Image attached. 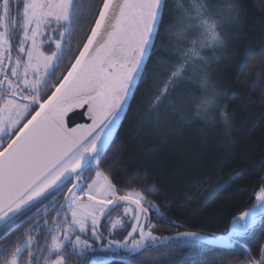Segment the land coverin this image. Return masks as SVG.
<instances>
[{
  "label": "snow or ice",
  "instance_id": "1",
  "mask_svg": "<svg viewBox=\"0 0 264 264\" xmlns=\"http://www.w3.org/2000/svg\"><path fill=\"white\" fill-rule=\"evenodd\" d=\"M12 5L16 6V17L11 15ZM0 7L3 13L0 15V223L13 225L19 220L17 226H20L25 222L20 218L44 201H49L45 206L47 212L67 188L69 195H65L57 215L64 209L70 210L71 223L67 222V213L60 223L53 218L51 231L57 234L51 235L52 244L43 264H67L72 255L83 257L92 245L79 235L73 240L72 235L76 231H88L90 222L92 237L101 239L98 232L101 218L116 208L122 211L115 223L110 221L109 230L129 227L128 237L134 233L139 236L132 239L130 246L128 237L123 243L112 242L136 257L128 264H144L141 256L160 247H171L165 243L168 237L158 238L153 234L151 229L155 225L149 224L146 230L141 224L142 219H149L151 210H155V215H162L157 205L149 202L146 206L141 193L116 196V186L99 171L101 150L115 143L113 131L118 122L127 118L135 89L148 81L149 61L154 66H163L166 76L154 83L157 94L150 110L157 109L165 100L174 111L178 110L170 97L180 81L191 79L186 76L188 65L196 60L209 63L201 51H215L225 46L218 21L213 17L227 14L236 20L240 16L239 6L232 0H223L219 6L211 5L209 0H102L86 42L66 75L47 95L45 90L65 59L64 53L71 51L70 46L64 47V38L71 36L73 18L82 5L77 0H2ZM177 24L179 28L174 27ZM57 31L58 38H54ZM194 31L198 35L190 41L191 47L179 52L178 63L170 64L157 55L164 49L163 38L176 36L177 40H183ZM17 32L22 33V38L17 45L18 55L13 58L11 37ZM158 38H161L159 47ZM29 41L30 46L25 48ZM45 43L55 44V51L46 54L42 50ZM68 43L71 45V41ZM258 76L259 72L251 83H256ZM208 86L205 73L200 87L207 91ZM214 102V93L201 99L196 104L195 115L206 113ZM85 106L92 123L70 127L66 117ZM89 169L103 183L93 180L85 189L82 182L90 177L85 178L83 173ZM73 179L76 183H72ZM85 195L88 204L79 200ZM255 199L257 204L252 209L234 218L237 235L248 233L264 219V186L255 193ZM39 220L43 218H38V223L22 235L42 226ZM43 226H47L46 220ZM11 230L9 227L0 232V238L6 239ZM179 235L192 237L193 242L188 246L197 247V233ZM20 239L0 245V259L4 264H21L23 252L32 249L23 264H40L42 247L32 248L34 241L30 236L22 244L18 243ZM13 244H16L15 250L8 258ZM244 246L247 249L246 243ZM65 250L67 256L63 255ZM53 255L56 258L51 260ZM248 255V264H264V247L259 249L258 260L251 258L250 250Z\"/></svg>",
  "mask_w": 264,
  "mask_h": 264
},
{
  "label": "trees",
  "instance_id": "2",
  "mask_svg": "<svg viewBox=\"0 0 264 264\" xmlns=\"http://www.w3.org/2000/svg\"><path fill=\"white\" fill-rule=\"evenodd\" d=\"M101 2L77 0L82 8L76 15L73 40L68 45L71 51L64 53L65 59L56 68L45 95L51 93L53 85L58 84L74 62L90 34ZM234 2L240 8L235 36L224 46L223 57L214 65L213 73L207 75L219 94L215 122L198 119L195 102L188 110L174 102L179 109L174 111L169 106L168 122L164 120L161 106L150 110L157 94L154 83L166 76L163 66H154L153 61H149L148 81L135 89L127 118L113 136L115 143L101 153L99 167L118 190L143 194L162 213L158 216L155 210L150 211L152 225H155L152 230L159 237H168L165 243L171 247H160L141 256L144 264H248V250L251 258L258 260L259 249L264 247V219L252 232L236 241L221 237L264 186V56L261 55L264 53V0ZM171 44L172 37L163 38L164 49L157 55L175 64L179 60L165 51ZM160 45L161 38H158L157 46ZM258 72L257 82L251 83ZM176 91H181L180 83ZM176 91L171 97H175ZM65 195L63 192L60 199ZM47 203L38 204L39 211L37 208L28 211L20 218L25 220L20 226H17L19 220L13 225L3 224L0 232L9 227L12 230L6 239L0 238V245L25 234L42 215L47 226L39 220L42 226L34 228L40 242L48 241L53 218L60 223L67 210L58 216L61 206L54 208L53 218L48 217L51 212L44 211ZM67 222L71 223L68 213ZM188 232L212 234L229 245L218 246L195 239L197 247H189L193 238L179 235ZM79 259L75 255L68 261L77 264ZM130 259L136 257L133 254L115 256L95 264H128Z\"/></svg>",
  "mask_w": 264,
  "mask_h": 264
},
{
  "label": "rangeland",
  "instance_id": "3",
  "mask_svg": "<svg viewBox=\"0 0 264 264\" xmlns=\"http://www.w3.org/2000/svg\"><path fill=\"white\" fill-rule=\"evenodd\" d=\"M209 2L213 6H219L221 3H223V0H209ZM232 2L235 3L234 0H232ZM0 5H2V0H0ZM20 8L22 9V3L20 5ZM2 14H3L2 13V7H0V15H2ZM11 15L14 17H16L18 15L15 5H12ZM213 18L217 19V21H218L219 31H220L221 35L224 37L225 45L228 44L230 42V40L233 38V35L235 36V30H236V26L238 24V21L240 19V16L236 20L231 19L227 14H224L223 16H220V17H213ZM73 20H74V22L71 26L72 31L74 30V27L77 24V21H78L77 16H75L73 18ZM53 26L55 27V25H53ZM176 28H179L178 24H177ZM47 35H48V33L46 32L45 36H47ZM197 35H198L197 32L194 31L188 36L187 39H183V40H177L176 36H172V44L168 48H165V51L168 54L172 53L171 56L176 57V61H178L179 60V52L183 51L184 49L191 47L190 41L192 39H195L197 37ZM53 36H54V38H58V31L56 33H54ZM71 37L72 36H66L64 38V47L65 48L68 47V45H69L68 42L73 40ZM21 38H22L21 32H17L16 35L11 37V41L13 44V51H12L11 55L13 58H15L18 55L17 45H18V42ZM40 39H45V37H40ZM30 44H31L30 41L27 42L25 44V48L29 47ZM42 50L46 54H51V52L55 51V44L45 43L44 45H42ZM224 50H225V47L218 48L215 51L208 50V49L201 51V56L207 57L209 60V63L205 64L203 60H196L195 63H190L188 65L186 76L191 77V79H185V80L180 81L179 83H180V87H181L182 92L176 91L175 97H170V99L173 102H177L176 103L177 106L180 105V107L182 109L188 110V109H192V105L194 104L193 102H195V105H196L201 99L205 98L207 95H209L211 93H214L215 94L214 104L209 107V109L206 113H203L202 115L197 116L198 119H201L202 121H207L209 123L215 122V120L217 119L216 114L218 112V106H219V102H220L219 98H218L219 94L216 91L217 89L215 88V84L210 83L211 81L208 77H207V79L209 81V86H208L207 91L201 89L200 81H201V78L205 75V73H207V75L208 74L210 75L213 73V70H215V67H216L214 65L217 63V61H219L220 58L223 57V56L221 57V55H222V53H224ZM6 63H7V61H6ZM11 66L12 65H8L9 68ZM197 91H199V92L197 93ZM196 93H197V95H196ZM187 98H189V99H187ZM160 106L162 108V112H165L163 114L164 120H166V122H168L169 121L168 119H170L168 117L169 116L168 111H169V106H170L168 100H165ZM158 109H160V108L158 107ZM178 109H179V107H178ZM195 111H197V109H195ZM5 142H7V140ZM99 171L101 173H103V171L100 169V167H99ZM83 175L85 178L90 177V179H87L86 181L82 182L85 189L87 188V184L92 183L93 180H97L101 184L103 183V179L100 177H97L95 171H93L92 169L85 171ZM103 175L106 176L104 173H103ZM129 192L130 191H122V190H118L116 188V196H124ZM133 193H135V192H133ZM66 195H69V193L67 192ZM79 200L83 204L89 203L86 195L80 196ZM63 203H64V200H63ZM148 203L149 202L145 199L146 206ZM256 204H257V201L255 199L254 202L251 205H249V207H247L242 213L249 211ZM66 210H67V213L69 214V216H71L70 210H68V209H66ZM80 211H86V209H80ZM121 211H122V208H116L112 212H110L109 215L106 216V218L103 220L102 224L99 227L100 231H98V232L102 236V238L99 240H96L94 237H92L90 222L88 223V226H87L88 231H86L85 233H80L79 231H76L72 235L73 240L75 239V237L77 235H79L82 240L86 239L92 245V247L85 252L84 256L80 257L79 262L77 264L103 263V262L109 261L111 258H113L115 256L130 255L131 254V253L127 252V250L125 248L119 247L117 244L112 243L113 241H118V242L123 243L125 241V238L127 236L128 231L130 229L129 227H125V228H117L116 230H113V231L109 230L111 227L110 221H111V223H115V221L118 219V214ZM148 216H149L148 220H144V219L141 220V224L145 227L146 230H148V225L152 224L150 212H149ZM260 221L261 220H259L257 222V224L254 225L249 230L248 233H243L241 235H237L235 233L234 229L236 227V222L233 221L230 224L227 233L225 235H222L221 237L226 241H236L237 239H240L241 237L252 232L259 225ZM56 234L57 233H55V232L51 233V235H56ZM153 234L155 236H157L154 232H153ZM19 235L22 236V233ZM27 236L32 237V239L34 241L32 248H36L38 246L42 247L40 264H43L44 258L48 256V249L51 247V244H52L51 236H50V239L48 241H46V246L45 245L43 246L42 242H40V240H39L40 237H38L37 231L34 228V229H32V231H29L28 233H26V236L21 237V239L19 240L18 243H21V244L24 243V239ZM157 237L163 238V237H159V236H157ZM133 238L138 239L139 238L138 233H135L131 239L127 240V243L129 246L131 245V241ZM4 245H6V244H4ZM15 247H16V244H13L12 249L7 253L8 258L11 257L12 251L15 250ZM31 250L32 249H29L28 251L23 252V254L20 258L21 264H23V262L29 258V251H31ZM63 255H65V256L68 255L66 250L63 253ZM74 256L75 255H72L69 259L74 258ZM55 258H56L55 255L50 257L51 260H54ZM68 260H67V264H73V263L69 262ZM0 264H4L3 259H0Z\"/></svg>",
  "mask_w": 264,
  "mask_h": 264
},
{
  "label": "water",
  "instance_id": "4",
  "mask_svg": "<svg viewBox=\"0 0 264 264\" xmlns=\"http://www.w3.org/2000/svg\"><path fill=\"white\" fill-rule=\"evenodd\" d=\"M66 120L68 121L70 127H76V126L81 125V124H91L92 123L91 118H90V114L87 111V106H85L83 108H79V109L73 110V112L72 113H69L68 117H66ZM118 124L120 126L121 122H118ZM119 126L116 129H114L113 136L115 135V133H116L117 129L119 128ZM103 151H105V150L102 149L101 150V153ZM75 182H76L75 179H73L72 183H75ZM105 218L106 217H102L101 218V221L99 223L98 229H99L100 225L102 224V222H103V220ZM3 224L4 223H0V227ZM129 231H131V228L129 229ZM194 233H197L198 234L195 239H200V240H202L204 242H207V243H210V244H213V245H218V246H225L226 247V246L229 245V243L225 242L223 239H221V238H219L217 236H214L212 234L202 233V232H194ZM126 237H128V233H127V236ZM131 238L132 237H128L127 240H129ZM45 241H46V239L43 240V243H42L43 246L45 245Z\"/></svg>",
  "mask_w": 264,
  "mask_h": 264
},
{
  "label": "flooded vegetation",
  "instance_id": "5",
  "mask_svg": "<svg viewBox=\"0 0 264 264\" xmlns=\"http://www.w3.org/2000/svg\"><path fill=\"white\" fill-rule=\"evenodd\" d=\"M83 174H84V173H83ZM70 186H71V185H69V187H70ZM66 192H67V188L64 189V195L66 194ZM60 195H61V194H60ZM60 195H58V196L55 198L54 207L49 206V207L47 208V212H48V213L51 212V214L47 215L48 217L51 216V218H53L54 213H55V212L52 213V212H53V209H54V208L57 209V208H59V207L62 205L65 196H63V198H62V200H61V199H60ZM48 204H49V201H48L47 204H44V205H48ZM44 211H45V210H44ZM108 215H109V214H108ZM31 216H33V214H32ZM28 217H30V216H28ZM40 217L43 218V215L40 216ZM43 219H45V218H43ZM98 231H100V228L98 229Z\"/></svg>",
  "mask_w": 264,
  "mask_h": 264
}]
</instances>
